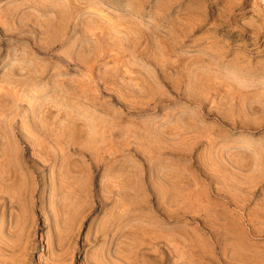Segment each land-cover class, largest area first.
I'll return each mask as SVG.
<instances>
[{
    "label": "rangeland",
    "instance_id": "rangeland-1",
    "mask_svg": "<svg viewBox=\"0 0 264 264\" xmlns=\"http://www.w3.org/2000/svg\"><path fill=\"white\" fill-rule=\"evenodd\" d=\"M0 264H264V0H0Z\"/></svg>",
    "mask_w": 264,
    "mask_h": 264
}]
</instances>
